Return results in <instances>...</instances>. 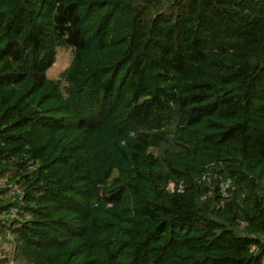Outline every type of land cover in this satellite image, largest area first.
I'll return each mask as SVG.
<instances>
[{
	"label": "trees",
	"instance_id": "trees-1",
	"mask_svg": "<svg viewBox=\"0 0 264 264\" xmlns=\"http://www.w3.org/2000/svg\"><path fill=\"white\" fill-rule=\"evenodd\" d=\"M0 264H264V0H0Z\"/></svg>",
	"mask_w": 264,
	"mask_h": 264
},
{
	"label": "rangeland",
	"instance_id": "rangeland-1",
	"mask_svg": "<svg viewBox=\"0 0 264 264\" xmlns=\"http://www.w3.org/2000/svg\"><path fill=\"white\" fill-rule=\"evenodd\" d=\"M71 58V54L68 50H58V55L55 63L48 70L47 75L50 78H57L58 75L67 67Z\"/></svg>",
	"mask_w": 264,
	"mask_h": 264
}]
</instances>
